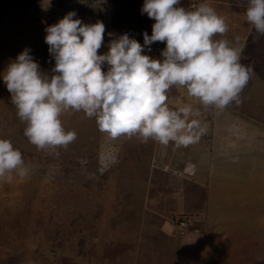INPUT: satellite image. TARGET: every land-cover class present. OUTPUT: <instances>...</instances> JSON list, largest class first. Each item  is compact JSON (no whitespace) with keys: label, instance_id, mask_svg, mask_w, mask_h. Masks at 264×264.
Returning a JSON list of instances; mask_svg holds the SVG:
<instances>
[{"label":"rangeland","instance_id":"obj_1","mask_svg":"<svg viewBox=\"0 0 264 264\" xmlns=\"http://www.w3.org/2000/svg\"><path fill=\"white\" fill-rule=\"evenodd\" d=\"M143 4L0 0V138L21 151L29 169L26 177L12 173L11 183L0 181V264H264V64L258 68L252 57L264 58V35L247 22L246 0L179 5L211 6L228 25L213 39L241 49L251 70L241 103L222 111L205 109L186 89L170 90V108L191 103L199 111L191 118L206 130L197 143L112 140L82 111L60 117L66 131L77 133L67 148L38 150L24 135L26 122L3 80L8 65L29 49L41 71L53 75L46 28L70 11L85 24L104 23L99 54L125 33L143 45L155 23ZM165 47L155 42L143 54L162 60ZM192 232L207 239L188 251L184 239Z\"/></svg>","mask_w":264,"mask_h":264},{"label":"clouds","instance_id":"obj_2","mask_svg":"<svg viewBox=\"0 0 264 264\" xmlns=\"http://www.w3.org/2000/svg\"><path fill=\"white\" fill-rule=\"evenodd\" d=\"M180 4L181 0H144L142 13L155 21L151 36L145 32L142 45L125 33L110 42L105 54H99L105 34L101 21L85 24L70 11L48 26L45 42L55 59L54 74L43 73L25 49L3 75L17 115L26 122L29 142L38 150L67 148L77 133L66 131L60 117L82 111L112 140L127 136L187 147L206 129L191 118L199 116L191 103L176 110L169 107L173 87L186 89L205 109L222 111L240 104L251 70L241 62V49L228 40L213 39L228 31L225 19L207 4L193 11ZM246 4L247 22L264 35V0ZM155 42H166L162 60L143 54ZM12 173L26 177L29 169L21 151L0 138V181L11 183Z\"/></svg>","mask_w":264,"mask_h":264},{"label":"trees","instance_id":"obj_3","mask_svg":"<svg viewBox=\"0 0 264 264\" xmlns=\"http://www.w3.org/2000/svg\"><path fill=\"white\" fill-rule=\"evenodd\" d=\"M180 221L181 220H177V224H179ZM205 242H206V239L203 234H195L194 232L188 233V243L189 244H187V247H188L187 250L189 251L190 249H192L193 245L199 246L200 244H204ZM248 253H250L249 250H248ZM251 254L255 255L256 253L251 252L250 255Z\"/></svg>","mask_w":264,"mask_h":264},{"label":"crops","instance_id":"obj_4","mask_svg":"<svg viewBox=\"0 0 264 264\" xmlns=\"http://www.w3.org/2000/svg\"><path fill=\"white\" fill-rule=\"evenodd\" d=\"M254 31V30H253ZM257 38H259V37H257ZM264 38V37H263ZM258 48H259V46H258ZM259 50V49H258ZM258 50H256L257 52H258ZM253 51V50H252ZM252 57H255V60L257 59V64L256 65H258L257 67L258 68H262V66H259V64L260 63H262V64H264V58H259L257 55L256 56H253L252 55ZM260 62V63H259ZM259 71V70H258ZM264 73V72H263ZM252 230V229H251ZM253 231V230H252ZM195 233V232H194ZM195 234H198V233H195ZM201 234H203V233H201ZM204 235V234H203ZM256 235V234H255ZM205 237V236H204ZM205 239H207L206 237H205ZM243 241H245L244 239H242ZM184 241H185V243H184V246L186 245V247H187V244H189L188 243V234H186V236H185V239H184ZM246 241H248V238H246ZM245 241V242H246ZM253 241V240H252ZM254 241H255V239H254ZM239 243H241V242H239ZM193 246H196V245H193ZM252 258V257H251ZM252 262V261H251Z\"/></svg>","mask_w":264,"mask_h":264}]
</instances>
